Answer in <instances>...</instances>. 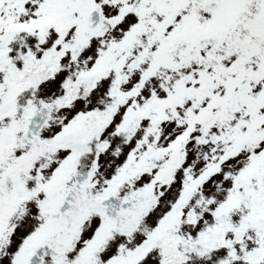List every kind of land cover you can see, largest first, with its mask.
<instances>
[{
	"label": "snow or ice",
	"instance_id": "obj_1",
	"mask_svg": "<svg viewBox=\"0 0 264 264\" xmlns=\"http://www.w3.org/2000/svg\"><path fill=\"white\" fill-rule=\"evenodd\" d=\"M0 264H264V0H0Z\"/></svg>",
	"mask_w": 264,
	"mask_h": 264
}]
</instances>
